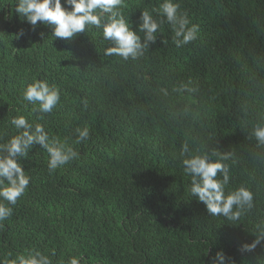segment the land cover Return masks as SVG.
<instances>
[{
    "label": "trees",
    "instance_id": "obj_1",
    "mask_svg": "<svg viewBox=\"0 0 264 264\" xmlns=\"http://www.w3.org/2000/svg\"><path fill=\"white\" fill-rule=\"evenodd\" d=\"M163 2L122 0L141 43V13L159 24L155 42L124 61L104 55L114 45L102 27L55 38L40 22L33 30L17 0H0V143L24 115L79 154L49 171L47 151L34 145L18 161L31 180L3 221L0 258L40 251L53 264L79 255L85 264H213L222 251L223 264H264V239L243 250L264 234V143L255 135L264 128V0H174L199 26L180 47ZM33 78L59 88L51 113L23 99ZM85 126L89 138L77 144ZM194 155L225 166V195L252 193L237 220L213 216L191 194L183 160Z\"/></svg>",
    "mask_w": 264,
    "mask_h": 264
},
{
    "label": "clouds",
    "instance_id": "obj_2",
    "mask_svg": "<svg viewBox=\"0 0 264 264\" xmlns=\"http://www.w3.org/2000/svg\"><path fill=\"white\" fill-rule=\"evenodd\" d=\"M122 0H17L15 11L25 19L35 30L38 22L52 29V36L70 41L74 36L85 31L86 26L103 28V38L111 40L113 45L104 51L106 56H119L124 61L136 60L148 48L149 42H155L159 24L153 19L149 10L141 13L142 23L139 30L145 33L144 42L141 37L130 28L122 12L119 10ZM164 16L172 25L174 32L173 43L180 47L197 39L199 26L192 24L187 13L180 11L179 3L174 0H164L160 6ZM108 14L107 22L103 21V14ZM21 29L16 38L23 36ZM43 37V33L40 34ZM23 99L31 104H37L34 109L40 113H51L60 101V90L56 85H50L46 80L35 79L26 86ZM84 106L87 107L85 100ZM42 118V117H41ZM18 134L7 142L0 143V198L7 204L0 202V229L4 228L3 221L13 214V207L17 200L25 193L31 177L18 161L27 157L34 145L45 149L49 155L48 168L54 171L78 158V152L56 137L49 136L45 126L41 123L34 125L24 115L11 119ZM75 142L81 143L89 138L87 126L76 129ZM255 135L264 143V128H258ZM187 152V147L183 149ZM185 174L191 177L190 192L204 203L213 216L223 215L235 221L241 215L239 211L245 204L252 206V193L241 187L228 195L224 193V184L227 182L226 168L221 162H211L207 155H194L183 160ZM225 172L224 181L216 179L217 172ZM234 205L237 207L233 211ZM264 239V234L258 235L250 244L243 245V250L252 251ZM55 252H52V256ZM8 252L0 258V264H53L49 255L40 251L18 253L15 258ZM83 255L72 256L67 264H85ZM224 253L217 252L213 264H223Z\"/></svg>",
    "mask_w": 264,
    "mask_h": 264
}]
</instances>
